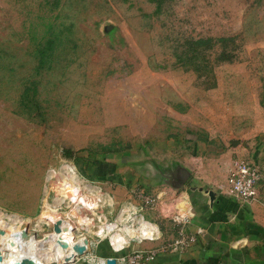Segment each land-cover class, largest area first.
<instances>
[{"label":"rangeland","instance_id":"rangeland-1","mask_svg":"<svg viewBox=\"0 0 264 264\" xmlns=\"http://www.w3.org/2000/svg\"><path fill=\"white\" fill-rule=\"evenodd\" d=\"M241 160L264 205V0H0V237L19 253L62 221L65 249L147 237L146 213L177 225L185 188L162 177L225 194Z\"/></svg>","mask_w":264,"mask_h":264},{"label":"crops","instance_id":"crops-1","mask_svg":"<svg viewBox=\"0 0 264 264\" xmlns=\"http://www.w3.org/2000/svg\"><path fill=\"white\" fill-rule=\"evenodd\" d=\"M178 172L179 175L174 178L162 177L165 181L161 185L171 186V191L185 188V191L172 200L176 205L170 202L169 206H177L182 210L178 212L192 216L191 222L184 228L194 234L196 239L188 250L182 253L161 252L149 264H264L263 203L259 199L250 204L237 202L216 191L212 201L207 194L210 189L201 184L194 186L199 181L198 177H192L191 172L183 166ZM144 216L154 226L143 223L141 228L149 233L155 227L157 238L139 240L138 229L135 235L131 234L136 236V240L130 239L126 250L156 248L174 238L180 227L163 216L162 212L146 213ZM149 237L150 234L143 238ZM103 239L100 237L98 240H90L87 243L90 253L81 257V260L80 257L76 259L75 264H95L92 260L88 261L89 256L102 258L111 255V250L102 242Z\"/></svg>","mask_w":264,"mask_h":264},{"label":"built area","instance_id":"built-area-1","mask_svg":"<svg viewBox=\"0 0 264 264\" xmlns=\"http://www.w3.org/2000/svg\"><path fill=\"white\" fill-rule=\"evenodd\" d=\"M263 180V174L259 167L251 162L237 161L228 172L226 183L224 185L225 194L233 200L241 203H254L259 199L260 185ZM190 214H177L173 219L180 225L174 238L163 242L156 248L152 249H135L126 250L128 243H123L120 247L114 246L113 242L108 239L111 255L102 258H96L91 255L88 258L95 264H106L107 258H114L116 264H149L155 260L156 256L161 252H177L182 253L190 248L195 242V235L186 231L185 226L191 222ZM151 225V223H149ZM153 225V224H152ZM154 226V225H153ZM138 238V237H137ZM157 238V230L152 229L149 238H138L139 240H153ZM75 257L72 261L76 263Z\"/></svg>","mask_w":264,"mask_h":264},{"label":"bare ground","instance_id":"bare-ground-1","mask_svg":"<svg viewBox=\"0 0 264 264\" xmlns=\"http://www.w3.org/2000/svg\"><path fill=\"white\" fill-rule=\"evenodd\" d=\"M68 175H69L68 180L64 181L63 184L61 185V190L64 191V193H63V197L59 198L57 202L58 204L65 202V200L66 199L68 200V198L70 199V196L73 194L74 185L78 184L77 183L78 178L75 176L76 174L73 171H70V172L68 171ZM93 202H95V200ZM90 219H87V218L84 219L85 223L87 222L88 224L85 226L89 227L91 225L92 220ZM53 220H57V219H53ZM17 222H20V221L16 220L12 226H9V227L5 226V227L10 228L11 230L13 228L15 229L16 228L15 225ZM123 226L125 227V225ZM69 227H70L69 222L67 221L60 222L59 224H57V226L54 227L55 229L53 233H49L45 235V239L43 238L44 241L42 243L38 240H34L35 239L34 237H31L34 239L30 241V251L31 253L34 252L33 255L32 254L31 255L35 257H30V255L28 254L29 252H26V251H25L26 252L25 254H21L22 252L19 253L18 252L19 250L18 242H16L15 240L7 236H1L0 237V255H2L3 259L2 261H0V264H49L50 262H54L53 260H57V261L59 260L60 262H62L61 258L63 257H66V258L70 257L68 260L70 261L71 257H73L74 255H78L79 253H81L82 255H86L88 253V249L84 241H86V239L88 238L85 236H78V237H72V236L68 237L67 236V241L69 242L70 247L68 249L61 248L59 244V242L61 241V237L65 236V234L68 235L69 233H71V231L69 230L65 234H61L60 232L63 230H66ZM19 231L23 233L21 229H19ZM124 231L128 235H131V234L135 235L137 232V230L134 231L133 229H130V228H127ZM89 232L94 233V235L98 237H104L106 235L105 229L103 227H98L95 230H93V228L91 229L89 228ZM19 235H22V234H19ZM132 235L130 236L129 240L132 238L134 239L136 238V236H132ZM24 236H25V233H24ZM24 236H20V237H24ZM125 238L128 240L126 236ZM79 248H83L85 249V251L82 252L81 250H79ZM21 251H23V249Z\"/></svg>","mask_w":264,"mask_h":264},{"label":"water","instance_id":"water-1","mask_svg":"<svg viewBox=\"0 0 264 264\" xmlns=\"http://www.w3.org/2000/svg\"><path fill=\"white\" fill-rule=\"evenodd\" d=\"M208 194H209L211 200L213 201L214 198H215V193H214V191L209 190V191H208ZM79 250H81L82 252L85 251V249H83V248H79ZM80 256H82L81 253H79L78 255H74V258H75V257H80ZM2 259H3V258H2V255H0V261H2ZM73 260H74V259L72 258V260H70V261H66L65 263L72 262ZM106 264H116L115 259H114V258H107V259H106Z\"/></svg>","mask_w":264,"mask_h":264},{"label":"trees","instance_id":"trees-1","mask_svg":"<svg viewBox=\"0 0 264 264\" xmlns=\"http://www.w3.org/2000/svg\"><path fill=\"white\" fill-rule=\"evenodd\" d=\"M205 40H203V39H198V40H196V43H198L199 45L202 43V42H204Z\"/></svg>","mask_w":264,"mask_h":264}]
</instances>
